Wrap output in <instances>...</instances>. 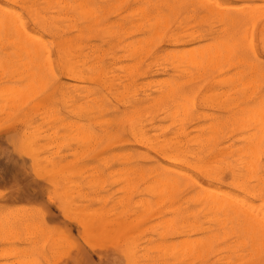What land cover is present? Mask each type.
I'll use <instances>...</instances> for the list:
<instances>
[{
    "label": "rangeland",
    "instance_id": "374dc122",
    "mask_svg": "<svg viewBox=\"0 0 264 264\" xmlns=\"http://www.w3.org/2000/svg\"><path fill=\"white\" fill-rule=\"evenodd\" d=\"M205 1L0 0V264H264V0Z\"/></svg>",
    "mask_w": 264,
    "mask_h": 264
},
{
    "label": "bare ground",
    "instance_id": "6f19581e",
    "mask_svg": "<svg viewBox=\"0 0 264 264\" xmlns=\"http://www.w3.org/2000/svg\"><path fill=\"white\" fill-rule=\"evenodd\" d=\"M50 1H51V0H50ZM206 1H207V0H206ZM206 1H205V2H206ZM201 2H202V1H201ZM144 3H145V2H144ZM148 3H149V2H148ZM215 3H216V2H215ZM82 4H84V3H82ZM190 4H191V3H190ZM200 4L202 5L203 3H200ZM80 5H81V4H80ZM159 5H160V3H159ZM204 6H205V5H204ZM204 6H203V7H204ZM215 6H216V4H215ZM250 6H251V5H250ZM60 7H61V5H60ZM79 7H80V6H79ZM203 7H202V8H203ZM245 7H246V6H245ZM247 7H248V6H247ZM61 8H62V7H61ZM73 8H74V7H73ZM80 8H81V7H80ZM140 8H141V7H140ZM142 8H143V7H142ZM152 8H153V7H152ZM168 8H170V7H168ZM204 8H205V7H204ZM208 8H209V7H208ZM225 8H226V7H225ZM234 8H235V7H234ZM234 8H233V10H234ZM1 9H2V8H1ZM170 9H171V8H170ZM216 9H217V8H216ZM222 9H223V8H222ZM240 9H242V8H240ZM240 9L237 8L236 10L239 11ZM243 9H244V8H243ZM247 9H248V8H245L244 10H247ZM60 10H61V9H60ZM85 10H86V9H85ZM230 10H231V9H230ZM249 10H250V9H249ZM249 10H248V11H244L243 14H244L245 12L248 13ZM240 11H241V10H240ZM250 11H251V10H250ZM253 11H254V10H253ZM253 11H252V12H253ZM140 12H141V11H140ZM218 12H219V11H218ZM2 13H3V12H2ZM6 13H7V12H6ZM12 13H13V12H12ZM88 13H89V12H88ZM208 13H211V11H210V12L208 11ZM213 13H214V12H213ZM249 13H250V12H249ZM13 14H14V13H13ZM13 14H12V15H13ZM142 14H143V13H142ZM214 14H215V13H214ZM214 14H213V15H214ZM219 14H220V13H218L217 15L219 16ZM230 14H231V13H230ZM230 14H229V15H230ZM240 14H241V13H240ZM8 15H9V14H8ZM8 15H7V16H8ZM16 15H17V13H16ZM147 15H148V14H147ZM211 15H212V13H211ZM233 15H235V14H233ZM250 15H252V14L250 13ZM85 16H86V15H85ZM87 16H88V15H87ZM92 16H93V14H92ZM153 16H154V15H153ZM161 16H162V15H161ZM220 16H221V15H220ZM224 16H227L226 13L224 14ZM224 16H223V17H224ZM235 16H236V15H235ZM239 16H240V15H239ZM242 16H243V15H242ZM242 16H240V19H239V20H242V21L244 20V21H246V23H248V22H247V18H244L245 15L243 16V19H241ZM3 17H4V16H3ZM3 17H2L1 19H3ZM11 17H12V16H11ZM14 17H15V15H14ZM145 17H146V16H145ZM189 17H190V16H189ZM246 17H247V15H246ZM251 17H252V16H251ZM251 17H250V18H251ZM7 18H8V17H7ZM7 18H6V20H7ZM12 18H13V17H12ZM200 18H201V17H200ZM220 18H221V17H220ZM220 18H219V19H220ZM225 18H226V17H225ZM227 18H228V19H231L230 16L227 17ZM227 18H226V19H227ZM261 18H262V17H261ZM13 19H14V18H13ZM17 19H18V18H17ZM62 19H63V18H62ZM222 19H223V18H222ZM222 19H221V20H222ZM245 19H246V20H245ZM248 19H249V16H248ZM256 19H257V18H256ZM4 20H5V18H4ZM8 20H9V19H8ZM8 20H7V21H8ZM18 20H19V19H18ZM156 20H157V19H156ZM186 20H187V19H186ZM223 20H225V19H223ZM15 21H16V20H15ZM15 21H14V22H15ZM163 21H164V20H163ZM165 21H166V20H165ZM228 21H229V20H228ZM232 21L234 22V19H233V20L231 19V23H232ZM252 21H253V20H252ZM252 21H251V22H252ZM9 22H10V20H9ZM11 22H12V21H11ZM18 22H19V21H18ZM18 22H16V23H18ZM146 22H147V21H146ZM222 22H223V21H222ZM229 22H230V21H229ZM229 22H225V23H226V24H227V23L229 24ZM0 23H1V21H0ZM3 23H4V25H5V26H4L5 28L8 27V26H6V25H8V22H7V24H6V22L2 21L1 25H2ZM19 23H21V22H19ZM144 23H145V22H144ZM178 23H179V22H178ZM231 23H230V25H233V24H231ZM242 23H243V22H242ZM253 23H254V21H253ZM263 23H264V22H263ZM11 24H13V23H11ZM165 24H166V23H165ZM220 24H221V23H220ZM223 24H224V22H223ZM240 24H241V21H240ZM66 25H67V24H66ZM155 25H156V24H155ZM238 25H239V24H238ZM247 25H248V24H247ZM260 25H262V24H260ZM260 25H259V26H260ZM12 26H13V27H14V26L16 27V25H12ZM227 26H228V25H227ZM239 26H240V25H239ZM243 26H244V24H243ZM243 26H242V27H243ZM252 26H253V25H252ZM9 27H11V25H10ZM9 27H8V28H9ZM15 27H14V29H15ZM148 27H149V26H148ZM210 27H211V26H210ZM223 27H226L225 24H224ZM223 27H222V28H223ZM229 27H230V29H234V28H231V26H228V28H229ZM232 27H234V26H232ZM242 27H240V28H242ZM8 28H7V30H8ZM11 28H12V27H11ZM156 28H157V27H156ZM159 28H160V27H159ZM226 28H227V27H226ZM226 28H225L224 30H227ZM240 28H239L240 31L243 30V29H240ZM14 29L12 28V29H10V30L13 31ZM69 29H70V28H69ZM163 29H164V28H163ZM230 29H229V31H230ZM262 29H263V28H262ZM10 30H9V31H10ZM15 30H16V29H15ZM156 31H157V30H156ZM227 31H228V30H227ZM229 31H228V32H229ZM233 31H234V30H233ZM244 31H245V30H244ZM259 31H260V30H259ZM13 32H14V31H13ZM220 32H221V31H220ZM231 32H232V31H231ZM236 32H237V30H236ZM262 32H263V31H262ZM9 33H10V32H9ZM238 33H239V32H237V34H238ZM241 33H244V32L241 31ZM241 33H240V34H241ZM246 33H247V31H246ZM14 34H16V33H14ZM112 34H113V33H112ZM176 34H177V33H176ZM237 34H236V35H237ZM260 34H261V33H260ZM151 35H152V34H151ZM227 35H228V34H227ZM233 35H234V32H233ZM236 35H235V37H236ZM242 35H244V34H242ZM261 35H262V34H261ZM30 36H31V35H30ZM224 36H225V35H224ZM229 36H230V34H229ZM238 36H239V35H238ZM246 36H247V35H246ZM246 36H243V39H244ZM262 36H263V35H262ZM262 36H261V37H262ZM14 37H15V36H14ZM33 37H34V36H33ZM172 37H173V36H172ZM231 37L233 38V36H231ZM235 37H234V38H235ZM241 37H242V36L240 35V38H241ZM259 37H260V36H259ZM261 37H260L259 41L261 40ZM2 38H3V37H2ZM12 38H13V37H12ZM30 38H31V37H30ZM153 38H154V37H153ZM156 38H157V36H156ZM228 38H229V37H228ZM234 38H233V40H234ZM237 38H238V37H237ZM246 38H247V37H246ZM7 39H8V38H7ZM15 39H16V38H15ZM35 39H36V38H35ZM35 39H33V40H35ZM224 39H225V38H224ZM248 39H250V38H248ZM263 39H264V38H262V42L260 41L261 43H264V42H263ZM149 40H150V39H149ZM233 40H230V42H232V44H234L233 42H235L236 39H235L234 41H233ZM240 40H242V39H240ZM30 41H31V39H30ZM37 41H38V39H37ZM138 41H139V40H138ZM172 41H173V40H172ZM236 41H237V40H236ZM248 41H249V40H248ZM248 41H247V43H248ZM10 42H11V41H10ZM38 42H39V41H38ZM40 42H41V40H40ZM230 42H227V43H230ZM238 42H239V41H238ZM249 42H250V41H249ZM41 43H42V42H41ZM41 43H40V45H43V44H41ZM129 43H130V42H129ZM210 43H211V42H210ZM225 43H226V42H225ZM236 43H237V42H236ZM261 43H260V45H262ZM12 44H13V43H12ZM16 44H17V43H15V45H16ZM31 44H32V41H31ZM212 44H213V43H212ZM223 44H224V43H223ZM245 44H246V43H245ZM15 45H13V46L16 47ZM32 45H33V46H37V44H36V45L32 44ZM32 45H31V46H32ZM126 45H128V44H126ZM149 45H150V44H149ZM217 45H218V44H217ZM220 45H221V44H220ZM226 45H227V44H226ZM234 45H235V44H234ZM248 45H249V44H248ZM20 46H21V45H20ZM38 46H39V45H38ZM38 46L35 47L36 50L38 49ZM232 46H233V45H232ZM238 46H239V45H238ZM44 47H45V46H42V48H40V49H44ZM137 47H138V46H137ZM234 47H236V45H235ZM244 47H245V46H244ZM244 47H243V48H244ZM250 47H251V46H250ZM17 48H18V47H17ZM31 48H32V47H31ZM76 48H77V47H76ZM125 48H126V47H125ZM135 48H136V47H135ZM139 48H140V47H139ZM33 49H34V47H33ZM58 49H59V48H58ZM203 49H204V48H203ZM226 49H227V48H226ZM230 49H231V48H230ZM236 49H237V48H236ZM248 49H249V48H248ZM250 49H251V48H250ZM28 50H29V49H28ZM30 50H32V49H30ZM34 50H35V49H34ZM124 50H125V49H124ZM190 50H191V49H190ZM190 50H189V51H190ZM204 50H205V49H204ZM219 50H220V49H219ZM219 50H217V51H219ZM238 50H239V49H238ZM184 51H185V50H184ZM220 51H221V50H220ZM227 51L229 52V49H228ZM36 52H37V51H36ZM179 52H180V51H179ZM187 52H188V51H187ZM232 52H233V51H232ZM238 52H239V51H238ZM240 52H241V51H240ZM125 53H126V52H125ZM191 53H192V52H191ZM191 53H190V54H191ZM197 53H198V51L196 52V55H197L196 57H195L194 55H192V54H191V56H194V57H195L194 59H196V58L198 59V57H200L201 54L198 56ZM199 53H200V52H199ZM223 53H224V52H223ZM226 53H227V52H226ZM229 53H231V52H229ZM229 53H228V54H229ZM16 54H17V53H16ZM134 54H135V53H134ZM215 54H216V52H215ZM235 54H236V52H235ZM247 54H248V52H247ZM180 55H181V54H180ZM202 55H203V53H202ZM206 55H207V53H206ZM206 55H205V57H206ZM216 55H217V54H216ZM218 55H219V54H218ZM224 55H225V53H224ZM224 55H223V56H224ZM249 55H250V54H249ZM172 56H173V55H172ZM187 56H190V55H187ZM191 56H190V57H191ZM223 56H222V57H223ZM226 56H227V55H226ZM229 56H230V55H229ZM231 56H232V55H231ZM190 57L187 58V59L189 60V61L187 60V62L192 61V57H191V58H190ZM201 57H203V56H201ZM205 57H204V58H205ZM207 57H208V56H207ZM212 57L214 58V57H216V56L214 55V56H212ZM219 57H220V55H219ZM234 57H235V55H234ZM234 57H233V58H234ZM184 58L186 59V57H184ZM223 58H224V57H223ZM226 58H227V57H226ZM226 58H225L224 60H226ZM233 58H232V59H233ZM244 58H245V57H244ZM172 59H173V58H172ZM179 59H180V58H179ZM190 59H191V60H190ZM200 59H201V58H200ZM200 59H198V61H199ZM210 59H211V58H210ZM217 59H218V58H217ZM249 59H250V58H249ZM140 60H141V59H140ZM201 60H202V59H201ZM203 60H205V59H203ZM218 60H219V59H218ZM236 60H237V59H236ZM251 60H252V58H251ZM254 60H255V59H254ZM172 61H173V60H172ZM180 61H182V60H180ZM198 61H197V62H198ZM206 61H207L206 63L210 62V60H207V59H206ZM214 61H216V60H214ZM238 61H239V60H238ZM246 61L249 63L248 59H246ZM197 62L195 61L194 63L197 64ZM201 62H202V61H201ZM225 62H226V61H224V63H225ZM227 62H228V61H227ZM231 62H232V61H231ZM243 62H244V61H241V60H240L238 63H239V65H240V63H243ZM133 63H134V62H133ZM173 63H174V62H173ZM190 63H191V62H190ZM192 63H193V62H192ZM192 63H191V64H192ZM194 63H193V64H194ZM206 63H204V64H206ZM213 63H214V62H213ZM213 63H209V64L213 67V65L215 64V63H214V64H213ZM244 63L246 64V62H244ZM244 63L241 64V65H244ZM183 64H184V63H183ZM193 64H192V65H193ZM198 64L200 65V63H198ZM212 64H213V65H212ZM216 64H217V63H216ZM228 64H229V63H228ZM251 64H253V62L250 63V64H248L249 66H248L247 64H246V65H247L248 67H250ZM254 64H255V63H254ZM254 64H253V66H254ZM184 65H186V64H184ZM241 65H240V67H241ZM255 65H257V64H255ZM132 66H133V65H132ZM186 66H187V65H186ZM193 66H194V65H193ZM232 66H233V65H231V67H232ZM234 66H235V65H234ZM199 67H200V66H199ZM201 67L203 68V66H201ZM201 67H200V68H201ZM245 67H246V66H245ZM248 67H246V68L249 69V70H250L251 68H253V67H251V68H248ZM235 68H236V67H235ZM237 68L240 69L238 66H237ZM241 68H242V69H241V71H242V70H243V67H241ZM254 68H256V67H254ZM262 68L264 69L263 66H262ZM113 69H114V68H113ZM208 69H209V68H208ZM210 69H211V68H210ZM210 69H209V70H210ZM238 69H237V70H238ZM256 69H257V68H256ZM256 69H255V71H256ZM260 69H261V68H260ZM195 70H196V68H195ZM234 70H235V69H234ZM249 70H243L244 72H241V71H239V72H241V76H242L243 73L247 74L245 71L248 72ZM253 70H254V69H253ZM251 71H252V69H251ZM261 71H262V70H261ZM263 71H264V70H263ZM127 72H128V71H127ZM182 72H184V71H182ZM256 72H257V71H256ZM260 73H261V72H260ZM260 73H258V75H259ZM187 74H188V73H187ZM235 74L240 75V73H238V72L235 73ZM245 74H244V75H245ZM263 74H264V72H263ZM237 75H236V77H237ZM249 75H250V74H249ZM251 75H252V74H251ZM231 76H232V74H230V77H231ZM259 76H260V79H261V78H262V77H261L262 74L259 75ZM259 76H258V77H259ZM230 77L227 78V81H230V82L232 83V81H234V80L231 79ZM232 77H234V76H232ZM239 77H240V76H239ZM239 77H238L237 82H238L241 78L243 79V77H241V78H239ZM246 77H247V76H246ZM246 77H245V84L247 85L246 82L249 83V81H247V80L250 79V78H252V76H251V77L248 76L249 78H248L247 80H246ZM255 77H256V75H255ZM198 79H199V78H198ZM229 79H231L232 81L229 80ZM91 80H92V79H91ZM252 80L254 81L253 84H256V83L258 82V80H257L256 78H255V79L252 78ZM252 80H251V82H253ZM255 80H257L256 83H255ZM173 81H174V80H173ZM187 81H188V80H187ZM193 81H194V80H193ZM235 81H236V79H235ZM241 81H242V83H240ZM261 81H263V80H261ZM220 82L223 83V81H221V80H220ZM237 82H235V83L233 82V83L236 84ZM240 82H239V83H240L239 85H241V86H246L245 84H243V82H244L243 80H240ZM263 82H264V81H263ZM214 83H215V82H214ZM216 83H217V82H216ZM218 83H219V82H218ZM222 83H221V84H222ZM224 83H225V82H224ZM226 83L228 84L229 82H226ZM258 83H259V84H258ZM258 83H257V84L260 86V84H261L262 82H261V83L258 82ZM170 84H171V83H170ZM170 84L167 83V84H165V85H168V86H169ZM172 84H173V83H172ZM176 84H177V83H175L174 85H176ZM234 84H233V85H234ZM250 84H251V83H250ZM250 84H249V86H250ZM257 84H256V85H257ZM262 84H263V83H262ZM262 84H261V85H262ZM179 85H180V84H179ZM229 85L232 86V84H230V83H229ZM256 85H255V86H256ZM168 86H167V89H168L170 86H173V85H170L169 87H168ZM231 86H230V87H231ZM237 86H238V85H237ZM177 87H178V84H177ZM232 87H233V86H232ZM246 87H247V86H246ZM172 88H173V87H172ZM172 88H171V89H172ZM244 89H245V88H244ZM168 90H170V88H169ZM168 90H166V91L168 92ZM246 90H247V89H246ZM166 91H165V92H166ZM170 91H171V90H170ZM165 92H163L162 94H164ZM174 92H175V90H174ZM251 92H252V91H251ZM168 93H169V92H168ZM165 95H166V93H165ZM168 95H169V94H168ZM170 95H171V94H170ZM247 96H248V95H247ZM162 97H163V96H162ZM177 97H178V96H177ZM185 97H186V96H185ZM243 97H244V96H243ZM159 99H160V98H159ZM176 99H177V98H176ZM180 99H182V98H180ZM232 100H233V99H232ZM180 101H181V100H180ZM182 101H183V100H182ZM189 101H190V100H189ZM216 101H217V100H216ZM209 102H210V101H209ZM179 103H180V102H179ZM205 103H206V102H205ZM259 103H260V101H259ZM263 103H264V102H263ZM150 105H151V104H150ZM261 105H262V104H261ZM263 105H264V104H263ZM191 106H192V105H191ZM173 107H174V106H173ZM255 107H256V106H255ZM258 107H260V105H258ZM174 108H175V107H174ZM183 108H184V107H183ZM256 108H257V107H256ZM256 108H255V109H256ZM262 108H263V107H262ZM262 108H259V110L261 109L260 111H257L258 109H256L255 111L258 112V113L261 114V115L263 114V116H261V115H260V116L264 118V112H262ZM173 110H174V109H173ZM248 110H249V109H247V111H248ZM250 110H251V109H250ZM174 111H176V110H174ZM263 111H264V110H263ZM171 112H172V111H171ZM244 112H245V111H244ZM253 112H254V110L250 111V113H253ZM260 112H261V113H260ZM246 113H247V112H246ZM250 113H249V114H250ZM133 114H134V113H133ZM254 114H255V112H254ZM256 114H257V113H256ZM256 114H255V115H256ZM175 115H176V114H175ZM177 115H178V114H177ZM183 115H184V114H183ZM245 115H246V114H245ZM245 115H244V116H245ZM250 115H251V114H250ZM255 115L252 114L251 117H252L253 119H255L254 117L257 118V116H255ZM257 115H258V114H257ZM244 116H243V118H245V119H242V117H241V118H239L238 120L242 119V120H244V121H248V123H247L248 125H249L251 122L253 123V121L256 120V119H255V120L251 121V120H249V117H248L247 115H246V116H247V119H246V116H245V117H244ZM170 117H171V116H170ZM261 117L258 116L257 119L259 120V118H261ZM172 118H173V117H172ZM250 119H251V118H250ZM177 120H178V119H177ZM258 120H256V122H254V123H259V122H260V123H261V124L259 123L260 125H263V124H264V122H263L264 119L262 120V118H261V120H260L259 122H258ZM250 121H251V122H250ZM261 121L263 122V124H262ZM233 122H234V121H233ZM249 122H250V123H249ZM133 123H134V122H133ZM254 123H253V124H254ZM170 124H171V123H170ZM253 124H252V126H253ZM259 124H257L256 126H258ZM250 125H251V124H250ZM254 125H255V124H254ZM260 127H261V126L253 127L254 132H257V133H256V134H254V133L252 134V133H251L252 135H251V138H249V139L253 140V137H254V139H255V137H257L258 134H260V135L257 137L256 140H258L259 137H264V136H261V135H263L262 132H263L264 130H262V129H264V125H263V128L261 127L262 129H261ZM244 128H245V127H244ZM255 128H256V130H255ZM257 128H259L258 131H259L260 129H261L262 131H261V132H258V131H257ZM240 129H241V128H240ZM242 129H243V128H242ZM195 130H196V129H195ZM251 130H252V129H251ZM136 131H137V130H136ZM179 131H180V130H179ZM199 131H200V130H199ZM138 132H139V131H138ZM138 132H137V133H138ZM141 132H142V131H141ZM202 132H203V131H202ZM211 132H212V131H211ZM79 133H80V132H79ZM213 133H214V132H213ZM245 133H246V132H245ZM181 134H182V133H181ZM211 134H212V133H211ZM140 135H141V134H139V136H140ZM245 135H246V134H245ZM256 135H257V136H256ZM240 136H241V135H240ZM252 136H253V137H252ZM136 137H137V136H136ZM211 137H212V136H211ZM249 137H250V136H249ZM243 138H244V137H243ZM139 139H140V138H139ZM145 139H146V137H145ZM205 139H206V138H203V141H204ZM245 139H247V138L245 137ZM174 140H175V139H174ZM187 140H188V139H187ZM200 140H201V139H200ZM237 140H238V139H237ZM262 140H263V139H262ZM140 141H141V139H140ZM178 141H179V140H178ZM240 141H241V140H240ZM246 141H247V140H246ZM258 141H259V140H258ZM260 141H261V138H260ZM263 141H264V140H263ZM144 142H145V140H144ZM164 142H165V141H164ZM206 142H207V141H206ZM176 143H177V142H176ZM196 143H197V142H195V145H196ZM246 143H247V142H246ZM251 143H252V142H251ZM251 143H249V146H250ZM253 143H255L254 145H256L257 148H255V146H253V144H251V147L253 146L254 148L252 147L253 149H252V148H251L252 150L250 149V151H252V152H250V153H254V151H255V153H256V154L254 153V154H255V157L253 156L254 158H251V160H252V159H255V160H256V158H257L258 155H259V152L262 151L261 149H262L263 146H261V149L258 151L259 148H258L257 145H260V144H258V142L256 143L254 140H253ZM180 144H181V143H180ZM180 144H179V145H180ZM170 145H171V144H170ZM179 145H178V146H179ZM181 145H182V144H181ZM184 145H185V144H184ZM204 145H205V144H204ZM247 145H248V144H247ZM247 145H246V146H247ZM262 145H263V144H262ZM175 146H176V145H175ZM243 146H244V145H243ZM246 146H245L246 151H244L245 148L242 147V149H244V150H242V151H244V153L246 154V155H245V154H243V155L246 156V157H248V156L251 157V155H248V156H247V154H250V153L247 152L249 149H248ZM249 146H248V147H249ZM259 147H260V146H259ZM238 148H239V147H238ZM188 149H189V148H188ZM193 149H194V148H193ZM202 149H203V148H202ZM254 149H256L258 153H257L256 150H254ZM175 150H176V149H175ZM184 150H185V148H184ZM197 150H198V149H197ZM235 150H236L237 152L239 151V153L242 152L240 149L238 150L237 148H236ZM235 150H234V151L232 150V151H233V152H236ZM253 150H254V151H253ZM181 151H182V149H181ZM229 151H230V150H229ZM190 152H191V151H190ZM192 152H193V150H192ZM198 152H199V151H198ZM230 152H231V151H230ZM242 153H243V152H242ZM242 153H241V154H242ZM260 153H261V152H260ZM176 154H177V152H176ZM196 154H197V153H196ZM241 154L239 155V157L241 156ZM254 154H253V155H254ZM257 154H258V155H257ZM188 155H189V154H188ZM190 155H191V153H190ZM190 155H189V157H191ZM256 155H257V157H256ZM262 156H264V153H263ZM172 157H173V155H172ZM195 157H196V156H195ZM250 157H249V159H250ZM180 158H181V157H180ZM180 158H179V159H180ZM193 158H194V157H193ZM259 158H260V156H259ZM171 159L176 160L175 158H170L169 160H171ZM244 159H245V158H244ZM249 159H248V158L246 159V163L248 162V163L250 164V163L252 162V165H253V164H259V163H260V161H259V163H258L257 161H256L257 163H255L254 160H252V161L250 162ZM200 160H201V159H200ZM248 160H249V161H248ZM257 160H258V158H257ZM182 161H183V160H182ZM184 161H186V160H184ZM240 161H241V160H240ZM244 161H245V160H244ZM177 162H178V161H177ZM238 162H239V161H238ZM248 163H247V164H248ZM178 164H179V163H178ZM189 164H190V163H188V165H189ZM198 164H199V163H194V166H195V165L198 166ZM243 165H244V164H243ZM185 166H186V165H185ZM191 166H193V165L190 164V167H191ZM194 166H193V167H194ZM199 167H200V164H199V166H198L197 168H199ZM201 167H202V165H201ZM201 167H200V168H201ZM240 167H242V165H241ZM243 167L246 169V171H248V170H247V169H248L247 166H246V167L243 166ZM200 168H199V169H200ZM244 168H243V169H244ZM250 168H252V167H250ZM250 168H249V169H250ZM254 168H256V167H254ZM170 169H171V168H170ZM172 170H173V169H172ZM254 170H255V169H254ZM257 170H258V169H257ZM263 170H264V169H263ZM174 171L179 172V174H182L181 171H177L176 169H175ZM169 172H170V171H169ZM249 172H250V171H249ZM164 174H165V173H164ZM185 174H186V173H185ZM206 174H207V173H206ZM235 174H236V173H235ZM171 175H172V174H171ZM178 177H179V176H178ZM181 177L183 178L184 176H181ZM234 179H235V178H234ZM180 180H181V179H180ZM184 184H185V183H184ZM197 185H198V184H197ZM185 186H186V185H185ZM190 186H192V185H190ZM183 187H184V185H183ZM217 194H218V193H217ZM222 195H223V194H222ZM225 195H226V194H225ZM226 196H227V195H226ZM196 197H197V196H196ZM195 199H196V198H195ZM202 200H203V199H202ZM211 201H212V200H211ZM198 202H199V201H198ZM217 202H218V201H217ZM220 203H221V202H220ZM227 204H228V203H227ZM220 205H221V206H222V205L225 206V204H220ZM229 205H230V204H229ZM218 206H219V205H218ZM223 206H222V207H223ZM226 206H227V205H226ZM226 206H225V208H226ZM228 207H230V206H228ZM241 207H242V206H241ZM209 208H210V207H209ZM230 208H231V207H230ZM231 209H232V208H231ZM207 210H208V209H207ZM213 213H214V212H213ZM245 216H246V215H245ZM242 221H243V220H242ZM249 225H250V223H249ZM250 227H251V225L249 226V228H250ZM244 228H245V227H244ZM245 230H246V229H245ZM239 241H240V240H239ZM251 245H252V244H251ZM261 246H262V245H261ZM196 248H197V247H196ZM196 257H197V256H196Z\"/></svg>",
    "mask_w": 264,
    "mask_h": 264
}]
</instances>
